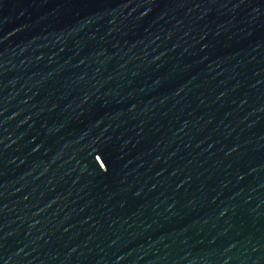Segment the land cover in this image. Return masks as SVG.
Segmentation results:
<instances>
[{
	"label": "water",
	"instance_id": "1",
	"mask_svg": "<svg viewBox=\"0 0 264 264\" xmlns=\"http://www.w3.org/2000/svg\"><path fill=\"white\" fill-rule=\"evenodd\" d=\"M0 264H264V0H0Z\"/></svg>",
	"mask_w": 264,
	"mask_h": 264
}]
</instances>
